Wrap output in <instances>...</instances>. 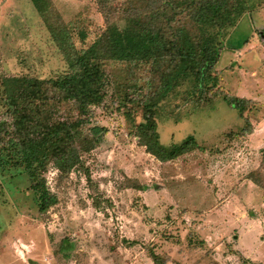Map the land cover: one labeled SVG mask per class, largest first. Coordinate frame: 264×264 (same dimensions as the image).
Masks as SVG:
<instances>
[{"label":"rangeland","instance_id":"1","mask_svg":"<svg viewBox=\"0 0 264 264\" xmlns=\"http://www.w3.org/2000/svg\"><path fill=\"white\" fill-rule=\"evenodd\" d=\"M128 2L51 0L55 36L31 0H0V264H153L151 252L162 264H264V0H243L235 26L218 39L216 98L194 95L184 81L160 102V143L193 137L203 148L173 161L147 153L125 118L126 96L138 90L141 99L156 88L150 67L97 60L107 74L106 96L89 107L81 130L98 143L67 174L53 163L41 170L57 202L39 212L12 115L16 85L6 82L33 78L51 92L46 81L73 72L74 52L109 24H124ZM225 92L252 99L243 118L222 100ZM46 109L52 123L81 117L62 96ZM141 109L132 106L136 123ZM246 120L251 140L239 135Z\"/></svg>","mask_w":264,"mask_h":264},{"label":"trees","instance_id":"2","mask_svg":"<svg viewBox=\"0 0 264 264\" xmlns=\"http://www.w3.org/2000/svg\"><path fill=\"white\" fill-rule=\"evenodd\" d=\"M31 2L48 30L56 36L52 28L54 21L49 17L53 14L51 0ZM242 2L129 0L126 4L128 13L123 17L125 22L121 27L109 24L87 49L74 52L70 59L73 72L58 82L46 81L52 82L50 91L53 93L45 90L49 84L43 86L41 81L33 78L16 77L6 82L7 85H16L15 94L11 98L9 95L8 99L17 132L24 142L20 151L39 212L47 211L57 202L56 196L48 193L41 170L53 163L59 172L67 174L80 166L81 154L92 150L98 143L94 136L81 130L87 123L88 114H93L89 107L103 104L106 96L107 74L97 60L128 62L133 68L147 65L156 77V88L149 95L140 99L141 92L137 90L130 98V95L126 96V104L130 106L126 107L125 118L137 143L147 153L160 162H169L194 150H203L193 137H187L178 145L163 146L159 141L156 115L160 102L184 81L193 84L194 95L206 93L213 99L219 95L217 92L222 89L218 85L220 71L216 65L223 45L218 39L235 26L245 9ZM179 18H183L184 23L174 26V21ZM61 96L78 107L81 117L74 124L52 123L46 108L50 99ZM222 100L238 110L242 118L252 102L227 92ZM134 104L142 108V121L138 123L131 114ZM245 122L239 132L241 136L252 132L251 123ZM5 124L0 123V130ZM261 164H264V152ZM252 174L248 178L258 184ZM149 256L153 264H162L156 253L151 252Z\"/></svg>","mask_w":264,"mask_h":264},{"label":"crops","instance_id":"3","mask_svg":"<svg viewBox=\"0 0 264 264\" xmlns=\"http://www.w3.org/2000/svg\"><path fill=\"white\" fill-rule=\"evenodd\" d=\"M246 99H249V98H246ZM249 100H252V99L250 98ZM253 131H254V129H253L252 132L248 135V137H249L250 135L253 134ZM249 138H250L249 140H251V137H249Z\"/></svg>","mask_w":264,"mask_h":264}]
</instances>
